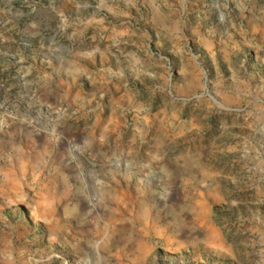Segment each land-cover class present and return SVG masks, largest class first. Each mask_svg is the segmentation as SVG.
Returning a JSON list of instances; mask_svg holds the SVG:
<instances>
[{
    "label": "rangeland",
    "instance_id": "1",
    "mask_svg": "<svg viewBox=\"0 0 264 264\" xmlns=\"http://www.w3.org/2000/svg\"><path fill=\"white\" fill-rule=\"evenodd\" d=\"M42 43L67 83L0 107V264H264V0H0L1 50Z\"/></svg>",
    "mask_w": 264,
    "mask_h": 264
},
{
    "label": "crops",
    "instance_id": "2",
    "mask_svg": "<svg viewBox=\"0 0 264 264\" xmlns=\"http://www.w3.org/2000/svg\"><path fill=\"white\" fill-rule=\"evenodd\" d=\"M55 46L50 43H42L37 46L29 47L28 49H5L0 48V72L6 70L10 79L9 86L15 88L10 97L0 94V107L2 105H10L14 110L15 123L21 128L27 126L28 109L34 105H42L43 103H51L60 100V90L64 91L66 80V67L60 55L55 54ZM24 113V114H23ZM22 115H26L22 117ZM4 117L0 116V124L6 125L5 130L12 132L19 128V125L12 128L10 123H7ZM8 124V125H7ZM20 132H23L19 129ZM17 150V149H16ZM23 157L27 159L30 155L28 143H23ZM13 154L8 152L5 155L3 162L12 160Z\"/></svg>",
    "mask_w": 264,
    "mask_h": 264
}]
</instances>
